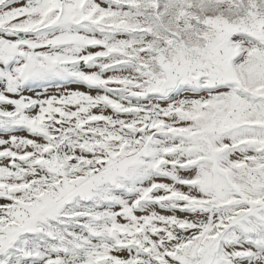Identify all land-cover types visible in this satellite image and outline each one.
<instances>
[{
    "label": "snow or ice",
    "instance_id": "1",
    "mask_svg": "<svg viewBox=\"0 0 264 264\" xmlns=\"http://www.w3.org/2000/svg\"><path fill=\"white\" fill-rule=\"evenodd\" d=\"M0 264H264V0H0Z\"/></svg>",
    "mask_w": 264,
    "mask_h": 264
},
{
    "label": "rangeland",
    "instance_id": "2",
    "mask_svg": "<svg viewBox=\"0 0 264 264\" xmlns=\"http://www.w3.org/2000/svg\"><path fill=\"white\" fill-rule=\"evenodd\" d=\"M74 87H76V86H74ZM81 90H85L86 91V89H81ZM21 135H27L26 133H20Z\"/></svg>",
    "mask_w": 264,
    "mask_h": 264
}]
</instances>
